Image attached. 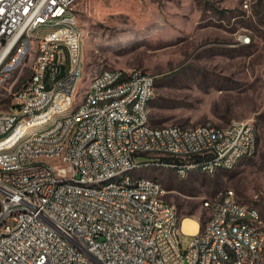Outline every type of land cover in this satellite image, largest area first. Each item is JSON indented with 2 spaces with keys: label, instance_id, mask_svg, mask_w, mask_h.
Wrapping results in <instances>:
<instances>
[{
  "label": "built area",
  "instance_id": "obj_1",
  "mask_svg": "<svg viewBox=\"0 0 264 264\" xmlns=\"http://www.w3.org/2000/svg\"><path fill=\"white\" fill-rule=\"evenodd\" d=\"M79 0H0V83L14 90L10 108L0 110V264H190L195 249H205L204 264H236L240 256L237 241L258 244L263 232L250 233L255 221L242 210L239 201L229 199L230 189L220 193L217 218L203 226V234L178 231L186 214L169 200L154 199V188L141 190L109 185L97 191H81L68 184L55 185L57 175L91 179L101 173H117L137 162L152 166L178 167L189 164L214 167L233 165L239 153L256 154L259 130L246 120H232L231 130L223 126L195 125L194 132H185L175 124L156 126L151 123L145 97L155 93L156 76L142 68H130V82L115 86V75L123 68L113 67L103 82H96L90 101H86L71 123L83 121V131L74 132L70 141L58 142L60 133L50 132L40 142H32V133L42 125H50L51 116L67 107L72 90L82 75V42L80 34L67 35L66 25H77L75 6ZM65 15L60 32L45 33V66H37L29 53L30 28L39 20ZM64 43H72L71 75L55 82L62 72ZM12 51H22V58H12ZM17 59L16 68H8V60ZM37 67V74H30ZM29 69L30 87L16 92L9 87L12 76ZM125 91L117 103L95 106L96 97ZM143 95V103L131 104V95ZM98 134V145L91 149L92 162H85L83 147L88 136ZM17 139H26V146H17ZM215 143L221 156L206 153V145ZM154 146L180 147L186 157L154 156ZM46 147L49 153L65 147L59 164L35 162V169L20 170L22 161H29L32 148ZM187 147L203 148V155L188 156ZM131 180V179H129ZM141 180V179H140ZM125 199L134 200V208L125 207ZM213 201V200H212ZM19 207H28L27 215H18ZM131 211L139 218H153L154 226H133ZM247 217V224H240ZM182 236H189V245H181Z\"/></svg>",
  "mask_w": 264,
  "mask_h": 264
},
{
  "label": "rangeland",
  "instance_id": "obj_2",
  "mask_svg": "<svg viewBox=\"0 0 264 264\" xmlns=\"http://www.w3.org/2000/svg\"><path fill=\"white\" fill-rule=\"evenodd\" d=\"M75 10L82 31V75L72 102L50 123L83 102L100 71L151 72L156 76L153 125L225 126L246 120L259 130V150L235 168L214 173L193 169L181 177L174 168L149 165L133 174L160 180L165 198L203 224L213 213L204 202L215 201L226 189L258 207L264 221V0H79ZM51 30L43 27L34 37ZM73 55L64 45L59 80L70 74ZM28 75L29 69L19 78L16 72L7 86L19 87ZM11 91L0 85V110L10 108ZM189 238L182 236L184 248Z\"/></svg>",
  "mask_w": 264,
  "mask_h": 264
},
{
  "label": "bare ground",
  "instance_id": "obj_3",
  "mask_svg": "<svg viewBox=\"0 0 264 264\" xmlns=\"http://www.w3.org/2000/svg\"><path fill=\"white\" fill-rule=\"evenodd\" d=\"M65 22V15H56L55 18H51L50 20H39L30 28L29 34V53H34L35 56L32 58L33 62H37V66H45V42L44 36L45 33H56L60 32L61 24ZM60 26V27H59ZM43 27L53 28L51 32H44L39 36L34 37V32L38 31ZM59 27V28H57ZM66 34L67 35H78L82 34L80 28L78 26L66 25ZM36 40V46H35ZM64 45L68 46L71 54L73 55L74 47L72 43H64ZM12 58H22V51H12ZM17 59L8 60V68H16ZM110 72V68L104 69L96 74L91 84L85 94L83 102L76 107L70 114L64 116L61 120L55 118L50 125H46L37 131L32 133V142H40L44 138H47L52 133H60L58 135V142H66L70 141L71 137L74 136V132L83 131V121H75L71 123V128H65L61 130V126L64 124H68L73 121V117L78 115V109H81L86 101L91 100V96L94 93V88L96 86V82H103L105 74ZM30 74H37V67H30ZM61 74V72H60ZM60 74L55 75V82H62L60 79ZM71 75V72L68 76ZM66 76L64 79H68ZM131 70L122 69L115 75V86H123L124 84L130 82ZM26 80L16 88V92H25L27 88L30 87V78H25ZM23 81V80H22ZM2 85V83H0ZM74 88L72 90V93ZM155 93L148 94L145 97V106H149L151 100L153 99ZM11 96L14 97V90L11 91ZM122 98H125V91H117V93H112L110 96L105 97H96L95 106H104L107 103H117L122 101ZM72 102V99L67 102L69 105ZM143 103V95L141 94H132L131 95V104H139ZM61 108V110H63ZM60 110V111H61ZM148 115H150V111L148 108ZM182 131L185 132H194L195 125H179ZM208 127H216L217 125L206 123ZM223 130H231V123L223 126ZM98 145V134H91L88 136V139L84 143L83 147V158L85 162H92V152L91 149ZM17 146H26V139L19 141L17 139ZM206 153L213 156H221V148L219 146H215V143H208L206 145ZM60 154H65V147H57V151H52L49 153V149L46 147H38L32 148L31 151L28 152L29 161H22L20 163V170H30L35 169V162L37 161H45L47 158L51 164H59ZM187 155L188 156H197L203 155V148L201 147H187ZM254 153L242 152L236 156L233 165H214V167H204V165L197 164H189L185 169H180L178 167H171L176 170V172L181 176L185 177L189 171L193 169L201 170L202 172L214 173L220 168H235L240 161L247 157L253 156ZM154 156L161 158H170L173 157H186V150L181 149L180 147H172V148H163V146H154ZM149 166L145 164V162H137L135 165L129 168H123L119 170L117 173H101L99 176H94L91 179H79V176H68V175H57L55 177V185H64L68 184L71 186H76L81 189V191H97L98 189H102V187H109V185H123L126 183V189H134L141 190L143 188V181H145V185H155L162 184L160 180L157 178L134 175L133 171L137 168ZM131 179V180H129ZM141 179V180H140ZM162 187L163 184H162ZM166 189L165 188H154V199L158 200H167L165 198ZM229 199L232 201H239L237 194L234 189H230L229 191ZM206 207H212L213 213L211 218H217V210L216 208H220V198H217L215 201L206 200L204 202ZM125 207L134 208V200L133 199H125ZM240 207L242 210H246V215L253 218L255 221L252 225H250V233H261L264 231L263 224L264 221L262 219L261 212L258 207L244 203L240 201ZM28 207H19L18 215H27ZM198 217L193 215H186L182 221L178 224V231H184L187 234H203L205 233V226L199 222ZM131 219L133 221V226H141L148 227L154 226L153 218H139L138 211H131ZM240 224H247V217H240ZM5 241V233H0V244H3ZM181 245L182 238H181ZM189 245V243H188ZM237 248H240V256L236 257V264H264V232L263 237H261L258 244L252 243H244V241H237ZM206 259V251L205 249H195L194 261H190V264H204Z\"/></svg>",
  "mask_w": 264,
  "mask_h": 264
},
{
  "label": "crops",
  "instance_id": "obj_4",
  "mask_svg": "<svg viewBox=\"0 0 264 264\" xmlns=\"http://www.w3.org/2000/svg\"><path fill=\"white\" fill-rule=\"evenodd\" d=\"M152 101V100H151ZM151 103V102H150ZM150 106V105H149ZM149 111H150V108H149ZM150 116H151V114H150Z\"/></svg>",
  "mask_w": 264,
  "mask_h": 264
},
{
  "label": "trees",
  "instance_id": "obj_5",
  "mask_svg": "<svg viewBox=\"0 0 264 264\" xmlns=\"http://www.w3.org/2000/svg\"><path fill=\"white\" fill-rule=\"evenodd\" d=\"M22 83H23V82H22ZM22 83H21V84H22Z\"/></svg>",
  "mask_w": 264,
  "mask_h": 264
}]
</instances>
